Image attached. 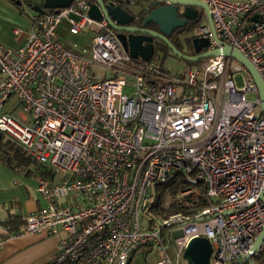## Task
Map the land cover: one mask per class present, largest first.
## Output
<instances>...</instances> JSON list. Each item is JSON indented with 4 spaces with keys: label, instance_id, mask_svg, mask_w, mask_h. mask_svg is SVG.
<instances>
[{
    "label": "built area",
    "instance_id": "built-area-1",
    "mask_svg": "<svg viewBox=\"0 0 264 264\" xmlns=\"http://www.w3.org/2000/svg\"><path fill=\"white\" fill-rule=\"evenodd\" d=\"M140 1L104 3L128 11ZM201 1L212 25L191 36L214 54L176 74L159 56L133 58L95 0L35 12L22 46L0 43V134L42 166L37 190L47 199L21 216V234H62L46 264H129L146 245L163 250L158 264H179L196 237L210 240L211 264H264V234L255 246L264 230L262 100L246 65L221 52L239 50L264 79V0ZM63 24L92 30L91 48L66 45ZM95 65L112 76L94 80ZM174 176L187 183L177 201L200 195L201 184L212 203L155 215L157 185Z\"/></svg>",
    "mask_w": 264,
    "mask_h": 264
},
{
    "label": "water",
    "instance_id": "water-1",
    "mask_svg": "<svg viewBox=\"0 0 264 264\" xmlns=\"http://www.w3.org/2000/svg\"><path fill=\"white\" fill-rule=\"evenodd\" d=\"M17 4L26 3L27 5L37 13H45L46 10L53 8H62L67 7L71 4L72 0H12ZM101 7L104 15L110 20V24L115 29H123L119 25H123L130 22L131 16L128 12L121 7H111L110 5H106L104 0H95ZM172 5H162L157 6L156 2H151L146 6V9H149L151 5H156L153 8L146 18L144 19V25L148 23H154L159 26L161 34L155 33L151 31L150 33L157 34L158 37L167 41V38L164 35H169L172 33L174 28L184 27L187 23V19H195L198 17V7L205 9L207 14L208 22L212 25V17L209 14L208 6L201 0H172ZM184 6V11L182 12L184 17H180L178 15L180 6ZM90 15L95 18H101L102 14L97 9L96 4H92L90 11ZM257 19V16H255ZM127 31H133L135 28L128 27L124 28ZM143 32L146 30H142ZM119 38L124 46V48L130 52L131 56L135 59L149 60L153 56L154 48L150 44H144V38H140L139 40H135L133 37L129 36L124 38L122 35H119ZM194 48L196 54H187L185 52H181L177 50L174 45H172L169 41L168 44L171 47L173 53L177 55L179 58L186 60V62H198L202 61L205 58L211 56V51L206 50L204 53H200L202 47H206L209 44V40L206 38H194L193 39ZM221 52L225 56H232L238 60H240L252 73L254 80L258 86L260 98L262 100V111L264 112V79L253 65V63L239 50L232 48L231 46H225ZM264 234V230L259 236L256 245L257 246L262 240ZM254 249H252L253 252ZM212 254V245L210 240L206 237H196L189 245L186 247L184 251V258L188 260V264H211L210 258ZM249 257H246L242 261L236 264H244L248 261Z\"/></svg>",
    "mask_w": 264,
    "mask_h": 264
},
{
    "label": "crops",
    "instance_id": "crops-1",
    "mask_svg": "<svg viewBox=\"0 0 264 264\" xmlns=\"http://www.w3.org/2000/svg\"><path fill=\"white\" fill-rule=\"evenodd\" d=\"M12 2L14 1L0 0V23L8 17L6 10L10 8L6 3ZM33 14L35 13L29 14V22L25 24V29H22L24 33L13 40L15 46L12 47L18 48L25 43ZM14 29L13 33L17 35ZM0 36L4 37L1 33ZM42 171V166L31 157L21 162L13 156V151L6 148L0 150V219H4L7 212L22 216L46 205V197L37 190V175ZM10 203L12 205L8 206ZM4 229L6 230L0 229V264H46L54 257L62 236L50 234L46 230L12 236L7 228Z\"/></svg>",
    "mask_w": 264,
    "mask_h": 264
},
{
    "label": "rangeland",
    "instance_id": "rangeland-1",
    "mask_svg": "<svg viewBox=\"0 0 264 264\" xmlns=\"http://www.w3.org/2000/svg\"><path fill=\"white\" fill-rule=\"evenodd\" d=\"M120 1V0H118ZM148 0H144L142 2L146 3ZM6 2V1H4ZM9 2V1H8ZM6 5L10 8L6 10L8 13V17L4 18V22L0 23V33L1 35L3 34L4 37L0 36V43H2L5 46L12 47L15 46L13 44V40L17 39L19 36L15 35L13 33L14 28H21L25 29V24L29 22V14L33 13L34 10L31 9L26 3L22 4H17L16 2L12 3H6ZM138 5V6H137ZM135 5V6H130L128 9L131 11L136 12L138 7H141L140 2ZM12 10V11H9ZM198 10L200 11V16H203L204 20L200 21L199 23H204L207 21V14L205 13V9L198 7ZM180 12L184 11V6L181 5L179 8ZM13 12V14H11ZM35 13V12H34ZM199 18L201 19V17ZM198 23V24H199ZM65 27V29H61V40L69 46L74 45L75 43L77 44V48H81L84 46H87L91 48L92 45V36H93V31L92 30H85V32L81 34H72L69 30L66 24H63L61 26ZM192 31V30H191ZM191 31L189 32V35H191ZM192 48L189 46L185 45L184 46V51L189 52L191 51ZM160 57L162 56V53L159 54ZM163 59V58H161ZM163 63V66L171 73V74H176L179 72H182L184 68L187 65L186 60H183L182 58H177L174 56H168L166 57ZM92 75L95 74L94 80H102L103 78L107 79L108 77L112 76L111 70L100 66V65H95L92 68ZM236 81V84L238 86H242L244 84V74L240 73L237 74L236 77L234 78ZM7 108V106H6ZM62 177L61 173L55 174V179H60ZM168 252L169 254L175 258V251L172 246L168 247ZM163 256V250L152 247V246H145V247H140L134 257L133 260L131 261L130 264H158V261L160 258ZM185 263V258L184 254L181 255L180 262L179 264H184Z\"/></svg>",
    "mask_w": 264,
    "mask_h": 264
},
{
    "label": "trees",
    "instance_id": "trees-1",
    "mask_svg": "<svg viewBox=\"0 0 264 264\" xmlns=\"http://www.w3.org/2000/svg\"><path fill=\"white\" fill-rule=\"evenodd\" d=\"M155 7L156 5H151L149 9H153ZM200 21V18L195 19V21L189 27H187L186 30H193V28L197 26ZM201 62L202 61H198L195 63L187 62V64L197 65ZM2 148H6L9 151H13V156L21 162L26 160L27 158H30L29 156L25 155L20 148L16 147L13 142L5 139L3 135L0 134V150ZM186 186L187 183L178 176H174L170 178L167 182L158 184L157 199L152 205L151 211L161 218H167L169 215L174 213L191 215L196 213L198 210L209 206L212 203L211 200L204 196V188L201 184L198 185L202 190V193L200 195L196 196L193 199L185 201L184 203L177 201V193ZM11 205L12 204L10 203L8 206ZM0 223L5 228H7V230L12 234H20L25 225V222L22 220L21 215L13 214L10 212L6 213V217L4 219H0Z\"/></svg>",
    "mask_w": 264,
    "mask_h": 264
},
{
    "label": "flooded vegetation",
    "instance_id": "flooded-vegetation-1",
    "mask_svg": "<svg viewBox=\"0 0 264 264\" xmlns=\"http://www.w3.org/2000/svg\"><path fill=\"white\" fill-rule=\"evenodd\" d=\"M25 1V0H24ZM144 0L140 1L141 7L137 8V11H131L130 9H128V14L131 16L130 22L123 24V25H119L120 27H123V29H115L118 36L121 34L122 37L124 36V38L126 37H133L135 40H139L140 38H144V44H150L153 46L154 48V52H153V56H159L160 53H162L161 58L165 59L168 56H174L179 58L177 55H175L171 49V47L168 44V41L174 45V47L181 51V52H185L187 54H193L195 55V48H194V43H193V39L196 37H192V31H191V35H189V30H186L187 27H189L194 21L195 19L199 18L200 16V11H198V17L195 19H187V23L184 27H178V28H174L172 30V33L169 35H164L167 38V41L163 40L162 38L158 37L157 34H153L150 33L151 31L161 34L160 28L158 25L154 24V23H148L146 25H144V19L146 18V16L148 15V13L152 10V9H146V6L152 2V0H148L146 1V3L142 2ZM27 4V2H26ZM138 6V5H137ZM178 15L180 17H184L182 12H178ZM201 19L203 16H200ZM128 28V27H132L135 28V30L133 31H127L124 28ZM196 27V26H195ZM194 27V28H195ZM193 28V29H194ZM142 30H146V31H142ZM187 45L189 46L191 49V51L186 52L184 51V46ZM206 47H202L200 50V53H204L206 52ZM160 57V56H159Z\"/></svg>",
    "mask_w": 264,
    "mask_h": 264
}]
</instances>
